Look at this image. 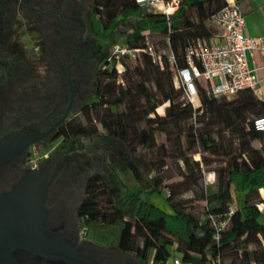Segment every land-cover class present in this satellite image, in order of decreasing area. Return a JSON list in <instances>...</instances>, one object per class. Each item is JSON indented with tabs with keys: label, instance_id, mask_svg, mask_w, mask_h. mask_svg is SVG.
Wrapping results in <instances>:
<instances>
[{
	"label": "trees",
	"instance_id": "obj_1",
	"mask_svg": "<svg viewBox=\"0 0 264 264\" xmlns=\"http://www.w3.org/2000/svg\"><path fill=\"white\" fill-rule=\"evenodd\" d=\"M225 5L226 0H179L176 9L165 15L135 0H92L91 12L103 32L130 19L136 22L123 41L128 46L143 49L149 37L162 36L160 47L151 41L162 64L152 63L143 52L134 62L122 60L121 72L113 65L100 68L94 99L80 110L83 120L75 118L63 125L62 139L94 136L100 127L134 154L140 149L152 151L155 133L161 132L174 143L183 137L189 153L196 152L198 143L226 159L214 171L216 189L201 194L206 200L202 217L187 210L180 197L197 185L202 158L191 160L183 151L179 153L186 168L180 173L182 180L167 184L170 212L144 200L140 191L128 192L118 204L102 175L88 176L77 211L86 238L113 245L145 263L153 251L154 264H166L172 257L184 264H264V210L257 206L264 202L260 195L264 194V131L252 127L253 118L264 115V104L249 89L219 97L200 89L201 105L193 109L174 86L173 67L166 58L172 53L176 65L183 66L189 45L197 39L209 41L217 33L210 18ZM255 140L260 147L252 145ZM158 155L161 158L147 160L153 172L149 193L162 188L165 152Z\"/></svg>",
	"mask_w": 264,
	"mask_h": 264
},
{
	"label": "flooded vegetation",
	"instance_id": "obj_2",
	"mask_svg": "<svg viewBox=\"0 0 264 264\" xmlns=\"http://www.w3.org/2000/svg\"><path fill=\"white\" fill-rule=\"evenodd\" d=\"M91 3L0 0V264L105 261L81 245L85 181L78 157L58 145L76 138L59 133L80 114L104 61Z\"/></svg>",
	"mask_w": 264,
	"mask_h": 264
},
{
	"label": "rangeland",
	"instance_id": "obj_3",
	"mask_svg": "<svg viewBox=\"0 0 264 264\" xmlns=\"http://www.w3.org/2000/svg\"><path fill=\"white\" fill-rule=\"evenodd\" d=\"M89 8L90 6L87 5V15L94 28V34L100 44L99 51L104 60L112 44L118 41L123 42L125 37L133 31L136 22L130 19L121 23L117 29L101 32L98 17L93 15ZM151 41L157 42L160 47L163 38L162 36L154 35L151 38L149 37V42ZM93 99V88H85L82 104L89 103ZM159 112L161 113L162 110H159ZM76 119L83 120L81 114H78ZM170 139L168 140L165 134L156 132V147L152 151L147 152L144 149H140L138 152L130 154L121 142L108 136L99 127L98 134L94 136H79L73 140L63 142L62 145H58L78 157L80 181L84 182L92 174H100L116 203H122L128 192L140 191V196L144 200L154 203L166 212H170V207L165 199L168 194L167 184L182 180L180 173L186 171L184 164L180 160L179 153L183 151L191 160H201L202 158V162H200L201 172L198 176L197 185L191 186L189 190L183 192L180 196L182 201L185 202L187 210H191L197 216L202 217L206 200L201 198V194L205 195L206 190L216 189L217 173L214 171L224 165L226 158L224 155L212 154L198 143L194 148L196 152L189 153L185 149L186 143L183 137L179 138V142L175 143L172 138ZM56 143L55 141L50 144L48 149H51ZM260 144L259 141H252L254 147H260ZM233 147H237L236 142H234ZM163 151L165 152L163 157L165 166L160 170L163 177L161 192L149 193L147 191L150 189V177L153 172L149 168L147 160L149 157L154 160L161 158L158 154ZM260 195L264 194L260 192ZM82 225L81 228L84 227Z\"/></svg>",
	"mask_w": 264,
	"mask_h": 264
},
{
	"label": "built area",
	"instance_id": "obj_4",
	"mask_svg": "<svg viewBox=\"0 0 264 264\" xmlns=\"http://www.w3.org/2000/svg\"><path fill=\"white\" fill-rule=\"evenodd\" d=\"M140 6L157 10L169 15L176 9L179 0H135ZM211 23L217 33L209 41L195 40L184 52V65L178 67L172 53L167 54V62L173 67L174 86L182 91V98L191 104L193 109L200 107L199 90L219 97L231 96L249 89L264 104V88L255 69L248 64V55L258 50L264 58V37H250L244 34L245 20L238 3L226 0V5L212 14ZM148 38L149 31L142 32ZM146 53L152 63L162 64L160 53L151 42L145 47H130L124 42H115L106 55L100 68L113 65L118 72L122 70V60L136 61L141 53ZM264 68V66H262ZM252 127L264 131V115L252 120ZM264 210V202L257 204ZM232 212V207L230 209ZM224 222H221V226ZM85 234V227L80 229ZM216 237V236H215ZM170 264H184L178 257H172Z\"/></svg>",
	"mask_w": 264,
	"mask_h": 264
},
{
	"label": "crops",
	"instance_id": "obj_5",
	"mask_svg": "<svg viewBox=\"0 0 264 264\" xmlns=\"http://www.w3.org/2000/svg\"><path fill=\"white\" fill-rule=\"evenodd\" d=\"M238 5L245 20L244 34L250 37H264V0H240L238 1ZM248 64L251 68L255 69L259 79L264 78V68H262V66H264V58H262L258 50H253L252 53L248 55ZM261 86L264 88V82H261ZM92 242L100 246L99 249H101L102 252L104 251L103 253L105 256L115 259L116 261H122L123 264H154L152 263L153 251H150L147 262L145 263L132 255L120 252L113 245L108 246L95 241ZM170 263L171 259L169 258L166 264Z\"/></svg>",
	"mask_w": 264,
	"mask_h": 264
},
{
	"label": "water",
	"instance_id": "obj_6",
	"mask_svg": "<svg viewBox=\"0 0 264 264\" xmlns=\"http://www.w3.org/2000/svg\"><path fill=\"white\" fill-rule=\"evenodd\" d=\"M37 232H38V230H37ZM51 244L54 246V241H53V243L51 242ZM81 245L82 246H92V247H94L95 249H99L100 248V246L98 245V244H96V243H93L92 241H90V240H88V239H84L82 242H81ZM68 248V251H69V253H70V251H71V248L68 246L67 247ZM100 251H101V249H99ZM104 252V251H103ZM115 259H111L110 257H108V256H106L105 257V261H104V263L103 264H123L122 263V261H114ZM77 261L79 262L78 264H95V262L93 261V259H91V258H89V257H87V256H85V254L83 255V254H80L79 256H78V259H77Z\"/></svg>",
	"mask_w": 264,
	"mask_h": 264
}]
</instances>
